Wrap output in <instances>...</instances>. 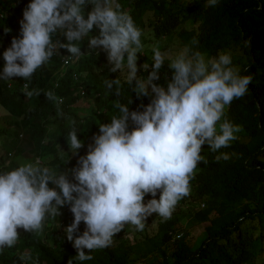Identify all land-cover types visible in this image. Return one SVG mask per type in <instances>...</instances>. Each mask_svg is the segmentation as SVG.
Here are the masks:
<instances>
[{"label":"trees","instance_id":"obj_1","mask_svg":"<svg viewBox=\"0 0 264 264\" xmlns=\"http://www.w3.org/2000/svg\"><path fill=\"white\" fill-rule=\"evenodd\" d=\"M117 2L130 15L141 35L145 36L146 32L148 41L143 42L146 46L176 34L183 48L198 51L205 58L233 46L242 51L230 54L231 61L240 75L250 77V84L241 97L234 98L225 107L221 118L239 126L241 131L226 148L212 151L206 144L201 145L203 161L197 162L188 181V195L180 199V203L188 205V211L177 202L167 220L152 213L145 218L147 226L141 239L123 236L122 233L129 232L125 225L114 234L109 247L93 250L90 260L76 261L73 258L76 250L63 231L73 219L69 205L65 204L58 207L57 216H45L42 222L48 225L45 234H25L17 246L0 249V264H21L25 261L22 256L28 257L27 264H68L69 259L73 264H139L143 260L147 264H264L260 258L264 253V227L256 238L244 227L247 220L264 219V0H218L215 6H209L207 0ZM27 3L28 0H0V12L11 14L0 18V53L10 46L12 38H17L14 33L20 34L22 12ZM91 7V4L84 6L85 18ZM17 15H21L19 21ZM97 33L94 26L90 34ZM52 38L64 41L59 31ZM84 39L77 72L86 90L84 96L92 102L84 115L77 105L78 83L71 71L59 88L54 89L52 84L67 49L58 48L29 80L18 77L13 91L1 85L9 81H0V105L7 111L0 123V145L5 153L0 152V171L14 169L19 166L17 162L36 161V157L52 172L78 167V158L86 154L94 135L98 134V124L119 116L117 103L128 104L131 112L142 111L150 102V95L137 96L132 86L124 83L119 70L110 72L106 52L99 47L89 50L87 37ZM140 60L142 65H149L147 69H140L138 77L143 78L152 70V57L143 54ZM171 73L168 64L163 62L153 83L166 88ZM111 79L120 81L119 95L114 93L115 85L112 89L105 87L104 81ZM25 83L31 96L23 93ZM57 95L65 97L62 106H58ZM133 126L129 120V129ZM13 127L17 130L13 131ZM73 127L82 141L76 153L66 142L67 133ZM221 153H227L229 158L217 160ZM6 162L9 165H3ZM52 186L49 182V187ZM158 195L159 191L156 198ZM150 198L146 194L143 199ZM187 215L194 216L203 225V231L192 244L188 231L177 236ZM151 224L156 227L154 232L150 231ZM84 228L80 222L74 235L82 233Z\"/></svg>","mask_w":264,"mask_h":264},{"label":"clouds","instance_id":"obj_2","mask_svg":"<svg viewBox=\"0 0 264 264\" xmlns=\"http://www.w3.org/2000/svg\"><path fill=\"white\" fill-rule=\"evenodd\" d=\"M217 2L207 0L209 6ZM86 4L92 7L85 18ZM2 17L11 14L0 12ZM20 18L17 15V21ZM94 26L98 29L96 35L90 34ZM58 31L64 37L63 42L52 38ZM14 34L17 38H12L10 46L0 53L4 61L0 81H9L1 85L11 91L15 90L18 77L29 80L58 48H64L68 53L52 84L54 89L59 88L71 71L78 83L77 105L82 114L79 102H86L87 108L92 104L84 96L86 90L77 72L83 55L81 41L87 37L89 50L99 47L106 52L110 72L119 70L124 83L131 85L137 96L150 95L151 100L142 111L131 112L128 104L117 103L119 116L98 124V134L86 154L78 158V167L52 172L36 157V161L17 162L19 166L14 169L0 171V249L17 246L25 234H45L48 226L42 224L45 216H57L58 207L67 204L73 219L63 231L76 250L73 258L90 260V253L109 247L114 234L125 225L141 231L145 218L152 213L169 219L176 203L189 193L188 181L197 162L203 161L201 145L206 144L212 151L226 148L241 131L239 126L221 119L225 107L241 97L250 84V77L240 75L232 65L230 54L221 52L205 58L187 47L175 54L154 47L152 70L143 78L137 77L136 54L142 48L141 31L117 0H28L22 12L20 34ZM164 61L172 70L166 88L153 83ZM142 67L147 69L149 65ZM104 84L108 89L115 85L114 93L119 95V80H105ZM27 88L25 83L23 93L31 96ZM64 99L56 96L58 106L64 104ZM0 109L2 119L7 111L1 105ZM129 120L134 125L131 129ZM72 123L70 120L69 124ZM22 136L20 133L19 138ZM66 142L73 153L82 147L74 127L68 131ZM0 152L5 154L1 145ZM228 158L227 153L216 157ZM69 174L73 181L66 178ZM146 194L152 198L145 202ZM80 222L85 228L74 235ZM84 249L89 251L86 253ZM21 259L25 260L21 264H27V256ZM68 264H73V260L69 259Z\"/></svg>","mask_w":264,"mask_h":264},{"label":"rangeland","instance_id":"obj_3","mask_svg":"<svg viewBox=\"0 0 264 264\" xmlns=\"http://www.w3.org/2000/svg\"><path fill=\"white\" fill-rule=\"evenodd\" d=\"M140 39H141V44H142L141 52H138L136 54L137 55V60H136V64H137L136 75H137V77H138L140 69L142 67V62L140 60L141 55L146 54V55H149L152 57V49L154 47L158 48L161 52H168L169 54H175V52H177L179 49L183 48L181 41L176 34H173L169 37H165V38L161 39L160 41H158L154 44H150L148 46H146V44L145 45L143 44L144 41L145 42L148 41L146 32H145V36L141 35ZM226 52L229 54H232V53L241 54L242 51L238 47L233 46L232 48H230ZM164 62L166 64H168L167 61H164ZM3 63H4L3 58H2V56H0V68H2ZM14 78H15V76L11 77V80ZM79 104H80V107L83 108L82 112L84 113V110L87 108L88 104L86 102H82V101H80ZM2 113H3V110L0 109V114H2ZM0 121H1V119H0ZM66 178L69 179L70 181L74 180L72 174L67 175ZM178 204L182 205V208L185 210V212L188 211V209H187L188 205L187 204L184 205L183 203H180V200L178 201ZM203 206H202V208H203ZM155 219H156V217L154 216L153 220H155ZM146 222H147V220L145 219V226H147ZM149 224L150 223H148V225ZM127 226L129 229V232L127 233L129 235V238H133L134 236H136L137 239H141L144 236L145 228L141 231H137L134 226H132V225H127ZM244 227L253 232V238L259 237V235L261 234V230L264 227V219H263V221H259L257 218L254 220H247L244 223ZM149 228H151L150 229L151 232H154L156 227H154V224H151ZM125 229H127V228H125ZM180 230L183 232L184 231L189 232L188 238L190 239V243L192 244L193 242L196 241V239L198 238L200 233L203 231V225L202 224L199 225L194 216L189 217L187 215L182 219V227ZM124 233L126 235V231ZM263 246H264V241H263ZM260 258L264 259V253H263V256Z\"/></svg>","mask_w":264,"mask_h":264}]
</instances>
